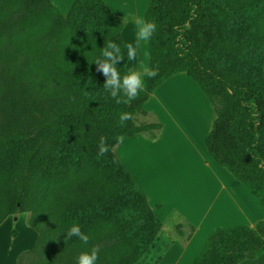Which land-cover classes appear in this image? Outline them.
<instances>
[{
  "label": "trees",
  "instance_id": "16d2710c",
  "mask_svg": "<svg viewBox=\"0 0 264 264\" xmlns=\"http://www.w3.org/2000/svg\"><path fill=\"white\" fill-rule=\"evenodd\" d=\"M144 18L157 25L147 52L158 75L118 104L92 63L108 40L123 50L125 22L104 0H74L66 16L51 0H0V225L28 214L37 234L15 264H75L93 246L96 264L143 262L161 222L112 148L121 134L159 138L160 123L137 126L135 116L146 115L155 89L179 73L213 109L207 153L264 209V0H149ZM122 112L131 117L124 126ZM101 136L110 148L104 156ZM72 224L87 245L64 238ZM263 254L264 218L214 227L192 264H241Z\"/></svg>",
  "mask_w": 264,
  "mask_h": 264
},
{
  "label": "rangeland",
  "instance_id": "374dc122",
  "mask_svg": "<svg viewBox=\"0 0 264 264\" xmlns=\"http://www.w3.org/2000/svg\"><path fill=\"white\" fill-rule=\"evenodd\" d=\"M58 1L62 7L69 3V0ZM147 2L138 0L133 6L134 14L144 17ZM127 18H123L125 24L129 22ZM236 21L240 30L246 27L243 19ZM125 34L130 39L135 38L132 26ZM252 48L259 59L263 58L260 50ZM140 60L148 64L145 45L137 61L128 60L127 70L138 67ZM251 66L255 67L256 61ZM175 76L176 82L160 87L152 97L156 98L153 102L161 103L163 111L167 112V126L161 140L147 142L139 135L112 148L144 191L149 206L161 222L141 264H192L203 248L206 231L200 232L182 255V249L194 232L189 218L206 217L225 227L246 226L254 207L263 210L251 191L207 153L204 137L215 117L213 109L190 78L183 73ZM154 122L160 123L150 113L135 116L137 126ZM158 201L165 204L164 207L158 208L157 205L162 204ZM262 212L258 221L264 218V210ZM27 217L28 214L10 216L0 225V264H15L19 254L35 245L37 234L27 226Z\"/></svg>",
  "mask_w": 264,
  "mask_h": 264
},
{
  "label": "clouds",
  "instance_id": "9594fccd",
  "mask_svg": "<svg viewBox=\"0 0 264 264\" xmlns=\"http://www.w3.org/2000/svg\"><path fill=\"white\" fill-rule=\"evenodd\" d=\"M127 19L134 30L135 42L124 43L122 50L120 44L114 40H108L100 48V55L94 57L92 61L96 71L104 77V90L118 104L135 100L140 92L144 91V78L152 79L158 75V69L150 67L143 60L138 62V67L128 70L123 75L118 70L117 65L125 58L124 50H126L129 61H137L142 45H146L151 40L157 29V25L153 21L146 20L141 15L129 13ZM144 55L146 56L147 53L145 52ZM130 118L129 113H120V125L124 126ZM125 139L122 134L115 137L116 142L120 144H123ZM109 151L106 138L101 136L98 143V156H104ZM64 234L65 239L77 237L83 244H88L89 237L81 231L78 224H72ZM98 253L97 246H93L87 251H81L75 258V264H96Z\"/></svg>",
  "mask_w": 264,
  "mask_h": 264
},
{
  "label": "crops",
  "instance_id": "0c3cea01",
  "mask_svg": "<svg viewBox=\"0 0 264 264\" xmlns=\"http://www.w3.org/2000/svg\"><path fill=\"white\" fill-rule=\"evenodd\" d=\"M51 1H52V3L54 5H56L60 9L62 15L66 16L74 0H69V3H68V5L66 7H62L63 6L62 3L60 1H58V0H51ZM104 1L109 6L111 11L115 15L120 16L122 18H124L125 16H128L129 13H133L134 14L133 6L135 5V3H138V0H104ZM148 2H149V0H148ZM148 2L146 3V5L144 7V12H145V10L147 8ZM129 27H131V24H130V22H127L125 24V26L123 28V31H122V34H121L124 43H126V42H133L134 43L135 42V38L134 37H133V39H130L125 34V30L127 28H129ZM145 47L147 49V44L145 45ZM127 65H128V63H127ZM172 81L176 82V76L175 75L172 76L171 78H169L168 80H166L165 82H163L160 86H158L155 89V91L153 92V94L151 95V97L149 98V100L147 101V103L145 104V106H144L145 111L147 113L153 114L156 117V119L162 125V130H161V133H160L161 136L159 137V139L155 140V141H150L148 139H145V141H147V142L148 141L149 142H158V141L161 140V137L165 133L166 126H167V121H166L167 112L163 111L161 103L153 102V99H156V98H152V97L155 95V92L158 89H160V87H162L164 85H167L169 82H172ZM137 136H139V135H136L134 137H137ZM134 137L129 138V139L132 140V139H134ZM137 144H141V143L138 142ZM120 161L123 164L121 159H120ZM124 167H125V165H124ZM158 202L162 203L160 201H158ZM162 205L164 207L165 204L162 203ZM263 210H260L259 208L254 207V212L252 213L251 217H248V219H247L248 223H246V226L247 227H252L256 222H258L259 218H261V216L263 215V212H262ZM188 222L194 227V232H193V235L190 237L189 241L186 243L184 249H182V255L184 254V250L187 248V246H190L193 243V241L195 240V238L197 237V235L200 232L202 233L204 230L206 231L205 232V236L203 237V240H204L205 238H207V236L209 235V233L212 231V229L214 227H216V226L225 227L226 226L225 224L224 225H222V224L218 225L214 221L208 220L206 217H204L202 219L189 218ZM241 264H264V254L259 256V257H257L256 259H253V260H245Z\"/></svg>",
  "mask_w": 264,
  "mask_h": 264
}]
</instances>
